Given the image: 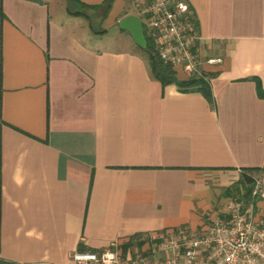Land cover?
Here are the masks:
<instances>
[{"label": "crops", "instance_id": "crops-1", "mask_svg": "<svg viewBox=\"0 0 264 264\" xmlns=\"http://www.w3.org/2000/svg\"><path fill=\"white\" fill-rule=\"evenodd\" d=\"M104 1L0 0V264L115 242L124 264L165 258L140 236L202 227L247 167L264 215V0H188L201 53L223 58L205 66L211 99L153 75L120 26L133 0L94 10L102 30L68 9Z\"/></svg>", "mask_w": 264, "mask_h": 264}, {"label": "built area", "instance_id": "built-area-1", "mask_svg": "<svg viewBox=\"0 0 264 264\" xmlns=\"http://www.w3.org/2000/svg\"><path fill=\"white\" fill-rule=\"evenodd\" d=\"M138 16L146 26L160 59L185 78L203 76L205 66L223 61L220 56L205 58L201 53L203 36L188 0H133ZM261 198V179L252 191ZM222 214L209 215L202 227H186L149 233L140 240H160L165 258L136 256L127 264H264V215L255 211V200L245 202L230 198ZM74 264H124L118 242L101 251L77 250L71 255Z\"/></svg>", "mask_w": 264, "mask_h": 264}, {"label": "trees", "instance_id": "trees-1", "mask_svg": "<svg viewBox=\"0 0 264 264\" xmlns=\"http://www.w3.org/2000/svg\"><path fill=\"white\" fill-rule=\"evenodd\" d=\"M112 1L113 0H105L102 4L86 5V8H88L89 10H97L102 6H105V9H107ZM68 9L72 14L85 15L86 17L91 19V15L85 10H71L70 8ZM145 35L147 39V45L145 47H142V50L149 59L153 75L157 79H159L163 85L176 83L181 90L199 89L203 93H205L208 98H212L209 80L205 79L203 76L180 78L178 72L175 69H173L170 65L164 63L160 59L155 46L151 38L147 35L146 31ZM259 170L260 168L258 167L243 168L240 180L232 188L234 189V194H238L240 198L245 202H249L252 199L256 201L258 199V197H254L252 195V191L255 185V181L258 178L256 172Z\"/></svg>", "mask_w": 264, "mask_h": 264}, {"label": "water", "instance_id": "water-1", "mask_svg": "<svg viewBox=\"0 0 264 264\" xmlns=\"http://www.w3.org/2000/svg\"><path fill=\"white\" fill-rule=\"evenodd\" d=\"M120 26L123 29L128 30L137 44L141 47H145L147 45L143 21L138 15L129 14L125 16L120 20Z\"/></svg>", "mask_w": 264, "mask_h": 264}, {"label": "rangeland", "instance_id": "rangeland-1", "mask_svg": "<svg viewBox=\"0 0 264 264\" xmlns=\"http://www.w3.org/2000/svg\"><path fill=\"white\" fill-rule=\"evenodd\" d=\"M73 7H76V4H72ZM88 12L91 14L92 18H91V24L92 26L96 29V30H102L105 27V23L100 19L102 12L99 13V11H94V10H89ZM93 14V15H92ZM146 27V26H145ZM110 30V34L108 35V46H114L116 45L113 42V39L117 36L118 33V28L110 26L109 27ZM238 194H234V196L236 197Z\"/></svg>", "mask_w": 264, "mask_h": 264}]
</instances>
